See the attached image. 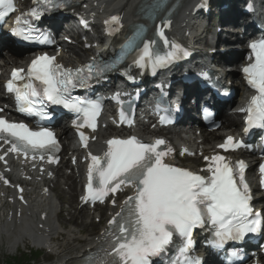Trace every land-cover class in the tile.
Returning a JSON list of instances; mask_svg holds the SVG:
<instances>
[{
	"label": "snow or ice",
	"instance_id": "6c2138e0",
	"mask_svg": "<svg viewBox=\"0 0 264 264\" xmlns=\"http://www.w3.org/2000/svg\"><path fill=\"white\" fill-rule=\"evenodd\" d=\"M40 0H34L39 3ZM52 5L53 0H43ZM57 7L63 5L57 4ZM16 11L13 0H0V20ZM30 18H39L36 9L17 17L12 34L25 41L32 40L33 28ZM106 24L119 23V17H112ZM111 34V32H109ZM158 35L166 46L167 39L161 30ZM145 43L143 53L136 61L138 66L151 64L153 68L163 66L181 53L187 55L178 45H170L171 50L163 56H153L152 45ZM255 61L243 68L245 78L257 95L253 96L247 109L248 123L264 122V39L250 44ZM85 69H64L55 63V57L38 56L31 62L25 74L23 69H15L5 85L7 92L14 94L17 110L29 115H46V103L61 105L69 111L82 113L84 122L79 127L95 130L99 115V102L89 103L72 98L71 89L79 86L86 77ZM99 71V70H98ZM92 66L87 67L90 77ZM24 81L21 85L18 82ZM264 126V123L260 124ZM81 141L87 147V137L80 133ZM0 139L11 143L10 151L31 153L41 158L58 149L57 141L50 131L33 132L24 124L11 123L0 118ZM104 157L91 156L89 166L88 195L85 200L103 199L115 194L124 186H135V196L124 201L119 220L109 222L117 225L110 249L105 253L110 259H101L97 264H152V258L161 256L179 238L175 259L170 264H199L198 260L187 257L192 245V233L197 227L210 224L214 228L215 247H222L229 240H241L248 232H256L264 221L259 213L254 218L250 207L251 195L244 180L243 162L238 165L239 184L234 178V170L224 162V157L213 156L207 171L210 178L197 175L189 170L174 167L163 162L166 154L160 150L165 142L156 140L155 144H144L135 137L127 140H109ZM232 150L240 144L233 138L220 145L224 150ZM183 154V153H182ZM0 159H3L0 156ZM206 160L209 158L205 157ZM49 162H55L49 158ZM264 172V165L261 166ZM98 178L99 188H93V179ZM7 183V181H5ZM113 204L115 201L113 200Z\"/></svg>",
	"mask_w": 264,
	"mask_h": 264
},
{
	"label": "bare ground",
	"instance_id": "6f19581e",
	"mask_svg": "<svg viewBox=\"0 0 264 264\" xmlns=\"http://www.w3.org/2000/svg\"><path fill=\"white\" fill-rule=\"evenodd\" d=\"M80 1H85L86 4V9L83 11V14L87 15L88 18L94 22L97 21L102 24L107 19L119 17L123 25L122 34H124V30L127 26L139 22V18L141 17L139 14L140 7L145 0ZM198 1L199 0L180 1L178 10L174 13L168 25V36L170 39L184 44H192L193 42L207 39V26L206 24H200L194 13ZM228 1L232 8L230 13L221 16V21L225 23L234 22L237 18L238 12L236 5L240 0ZM213 8H215V6ZM211 16L212 15L209 17ZM225 31H232V29L226 27ZM92 40L93 38H91V41ZM98 50L99 49H92L85 52L81 47L76 46L72 49V52L85 62L88 56H90L89 54ZM196 50L199 49L196 48ZM235 59L239 60V55L236 56ZM225 61L226 59L224 58L223 62ZM3 62L4 65L0 64V70L12 66H19L21 64L19 57L5 58ZM76 62H78V60H73L70 63L74 64ZM223 64L225 65V63ZM237 71H239L238 68L231 69L230 77L240 81V75ZM235 86L239 93L242 92L239 82H236ZM191 93L195 95L194 91H191ZM218 121L222 122L224 127L218 132L209 135L204 134L202 137L203 143L199 142V137H195V139L192 138L196 136V130L187 132L188 136L182 137V141L188 143L197 156L199 153H212V150L220 144L228 134L227 132L239 128L236 116L227 111L222 113ZM166 131L167 134L165 137L175 134L180 135L175 129ZM236 132L237 131L234 130V133ZM60 134L61 136L64 135L68 139H71L70 131L67 129H63ZM143 138L146 139L145 134ZM175 142L177 141L172 137L165 141L167 148L173 150L166 155L167 161L173 158L174 153V156H177L178 153L183 150L180 145L178 146V142ZM209 146L211 147L209 148ZM89 150L94 154L100 155L104 151V143L98 140V142L93 143ZM197 159L199 158L197 157L194 160ZM64 166H66L65 170H67V165ZM22 168L23 166L20 164L14 165L13 172L16 180L21 178L19 171ZM60 169L61 168L56 170L58 179L49 183V186L55 184L52 194L53 200L48 199V194L45 193L42 188L43 179L36 173L31 174V180L25 190L27 196L26 207L16 206L13 193H6L0 188V244L6 242L9 251H13L20 245L30 242L33 246L45 249L55 256L56 261L51 264H68L70 261L84 256L87 251L92 250L99 242V232L103 227L99 230L97 235L93 234V224L88 222L90 214L86 212V208H78L79 203L76 198V189L77 180H79L80 177L76 178L75 174L73 176H65L64 173L60 175ZM80 181L84 180L82 179ZM64 186L68 187V191H62L64 190ZM61 203L67 204V206L61 209V213L67 214L71 219L73 218L77 224L76 226L69 229L63 228L64 220L59 214ZM113 211L116 212L117 210L114 209ZM12 212L15 214L13 220L10 215ZM78 217L81 222H77ZM97 218H99L98 215L93 217L94 220Z\"/></svg>",
	"mask_w": 264,
	"mask_h": 264
},
{
	"label": "rangeland",
	"instance_id": "374dc122",
	"mask_svg": "<svg viewBox=\"0 0 264 264\" xmlns=\"http://www.w3.org/2000/svg\"><path fill=\"white\" fill-rule=\"evenodd\" d=\"M230 27V26H229ZM231 28V27H230ZM232 29V28H231ZM69 58V57H68ZM69 59H71V58H69ZM68 60V59H67ZM63 191V190H62ZM63 192H65V191H63ZM77 193V192H76ZM76 197H78V194H76ZM87 214V213H86ZM85 214V215H86ZM64 220V219H63ZM65 222V221H64ZM71 222H73L74 224H75V226L77 225L76 223H75V221L73 220V218L70 220V223ZM77 222H81L80 221V218L78 217V219H77ZM72 228V227H71ZM98 229V227L97 226H95V228H94V231L95 230H97ZM100 230V229H99ZM26 244H29V243H26ZM10 254H11V252H8V249H7V244H3V246L2 247H0V264H8V261H10V260H14L15 261V263L16 264H25L26 262H28L31 258H35L36 256H35V252H33V254H32V257H30V256H25V255H23V256H21L20 254H18V256H16V257H12V256H10ZM40 254V253H39ZM38 255V254H37ZM42 258H44V257H42ZM41 258V259H42ZM37 259V258H36ZM39 260V261H36L35 262V259L33 260V264H36L37 262H38V264H43V262L46 260V259H42V260ZM54 260V257H51L50 258V262L51 261H53Z\"/></svg>",
	"mask_w": 264,
	"mask_h": 264
}]
</instances>
